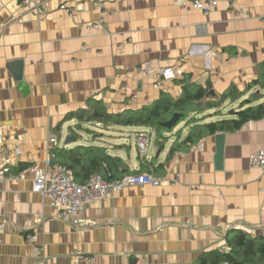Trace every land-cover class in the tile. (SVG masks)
Listing matches in <instances>:
<instances>
[{
    "label": "crops",
    "instance_id": "0c3cea01",
    "mask_svg": "<svg viewBox=\"0 0 264 264\" xmlns=\"http://www.w3.org/2000/svg\"><path fill=\"white\" fill-rule=\"evenodd\" d=\"M96 2L82 0L77 11L75 0H0V264H74L77 256L84 259L79 264H199L205 253L229 251L230 231L264 237V179L249 163L264 150V118L203 137L170 159L177 138L189 132L185 122L162 143L147 128L83 123L70 132L78 122L63 123L90 101L115 114L153 105L162 93L176 100L186 80L208 83L218 95L231 85L247 90L264 63V0H219L208 15L193 10L192 0H104L106 34L91 28ZM236 8L244 14L236 17ZM18 63L27 94L15 80L12 65ZM146 64L150 76L141 72ZM165 67L175 78L156 88ZM181 124L185 132L177 130ZM127 129L136 136V160L111 153L131 154L130 146L106 143L116 133L125 142L123 135L132 133ZM144 130L155 135L148 156L138 147L140 138L150 145ZM76 147L101 148L121 160L117 177L94 173L85 184L95 176L111 181L141 174L160 184L129 186L88 205L85 225L76 230L32 192L30 172L34 165L47 169L51 149ZM19 164L29 168L13 175L9 169Z\"/></svg>",
    "mask_w": 264,
    "mask_h": 264
},
{
    "label": "trees",
    "instance_id": "16d2710c",
    "mask_svg": "<svg viewBox=\"0 0 264 264\" xmlns=\"http://www.w3.org/2000/svg\"><path fill=\"white\" fill-rule=\"evenodd\" d=\"M259 75L245 91H239L231 85L218 102L198 103L211 89L210 84L205 87L194 85L186 80L182 82V95L178 99H172L162 93L159 100L153 105L139 109H128L120 113H108L102 102L90 101L86 109H79L68 113L63 118V123L77 121L79 125L69 128L70 132L80 129L84 123H95L105 127H136L147 128L156 133L157 142L167 139L165 134L173 131L180 123L185 122L189 132L184 140L178 137L168 154V159L175 153L186 150L190 145L208 135L222 132H234L240 130L249 122L264 118V63L258 66ZM259 89L257 92L252 90ZM241 100V101H240ZM240 101L238 110H231L228 114L231 119H222L207 123V112H213L214 116L224 115L222 108L226 102ZM181 118L172 129L164 127V123L174 114ZM60 128V126L58 127ZM159 143V145H161ZM50 162L67 168L76 183L85 184L94 173H101L107 179H113L119 174L121 160L109 157L104 150L96 147H76L72 150L51 149ZM148 169V164L143 163ZM29 165L19 164L16 168L9 169L13 175L27 170ZM110 181V180H109ZM228 252L210 251L199 259V264H264V237H253L241 231H230L226 236Z\"/></svg>",
    "mask_w": 264,
    "mask_h": 264
},
{
    "label": "built area",
    "instance_id": "2783aa9c",
    "mask_svg": "<svg viewBox=\"0 0 264 264\" xmlns=\"http://www.w3.org/2000/svg\"><path fill=\"white\" fill-rule=\"evenodd\" d=\"M25 5L28 0H20ZM219 0H192L191 6L193 10L208 15L217 5ZM77 3L76 10H83L84 5L82 0H75ZM178 3H182L179 0ZM95 11L99 14L91 28L100 34H106L104 27L105 18V2L97 0L94 4ZM61 9H65L63 6ZM233 14L237 17L243 15V10L236 8ZM143 74L150 76L149 66L146 64L141 69ZM175 78V73L171 67L162 68L156 77V88H161L167 82ZM50 143H55L54 139H50ZM148 139L140 138L138 147L140 153L143 154ZM252 168L258 169L262 173L264 179V150L254 153L249 160ZM46 170L40 168L39 165H34L30 168L33 174L32 192L38 194L41 198L48 199L52 206L58 210V219L70 224L74 229H81L85 224L82 218L85 208L94 204L109 195L118 192L129 186H145L160 184V181L149 174L130 175L121 180H102L99 176L90 178L87 184L77 185L73 180L71 172L62 166L52 165L49 160L45 161ZM3 233V224L0 222V242ZM30 241L34 240L33 236L29 237ZM83 258L77 256L74 264H79Z\"/></svg>",
    "mask_w": 264,
    "mask_h": 264
},
{
    "label": "rangeland",
    "instance_id": "374dc122",
    "mask_svg": "<svg viewBox=\"0 0 264 264\" xmlns=\"http://www.w3.org/2000/svg\"><path fill=\"white\" fill-rule=\"evenodd\" d=\"M239 102L240 101H237L236 103H230V102H226L225 104H224V106H223V108H222V113L224 114V115H222L221 117H215L214 115H212V114H214L213 112H211V115H212V117H210V120H221V119H227V118H230V116H229V112L231 111V110H238L239 109ZM207 121H208V119H207ZM70 124V126H75V124H76V122L75 121H73V122H70L69 123ZM69 124H67V125H65V128H64V131H63V134H65V132H67V127H68V125ZM125 130V129H124ZM177 130L179 131V130H181L182 132H185L186 131V129H185V127H184V124H181L178 128H177ZM127 132H132V133H125L124 135H123V137H125V142H121V140L119 139L120 138V134L119 133H116V134H113V136L114 137H116L115 139H113V140H107L106 141V143H108V144H111V146H113V145H122V143H124L126 146H130V149H131V154H129V153H127L124 149H120L121 150V152L120 153H117L115 150H112V154L113 155H119L120 157H122L125 161H127V159H128V155H131V160H136V156H137V153H138V150H137V144H136V140H135V138H136V136H135V134L133 133L134 132V130L133 129H127L126 130ZM136 132H140V131H136ZM143 133H145L144 134V137H147V136H149L150 137V140H151V142H150V145H147L146 146V150H145V152H146V155L148 156V153H150V151L153 149L154 150V145H153V139L155 138V135H154V133H152L151 131H149V130H144L143 131ZM147 134V135H146ZM183 135H184V133H183ZM85 138H86V140L88 139L86 136H85ZM171 142V140L168 142V143H170ZM82 143H86V142H83V141H79L78 142V145H81ZM73 144H75V143H73ZM72 144V145H73ZM168 147V145L166 146V148ZM165 152V151H164ZM150 155V154H149ZM49 162H50V160H49Z\"/></svg>",
    "mask_w": 264,
    "mask_h": 264
},
{
    "label": "water",
    "instance_id": "95a60500",
    "mask_svg": "<svg viewBox=\"0 0 264 264\" xmlns=\"http://www.w3.org/2000/svg\"><path fill=\"white\" fill-rule=\"evenodd\" d=\"M15 68V71L13 72L15 75V80L19 82L20 89L22 90V93L27 94L28 90L26 88V85L22 82V64H13L12 65ZM220 100V96L216 94L213 90H209L205 96L200 100V103H205L207 101H212V102H218ZM179 115L175 114L173 118L164 124V127L166 128H171L175 123L178 121ZM69 142H74V139L72 137ZM223 134H219L216 136V146H217V156L216 159L217 161L221 159V153H222V145H223Z\"/></svg>",
    "mask_w": 264,
    "mask_h": 264
}]
</instances>
